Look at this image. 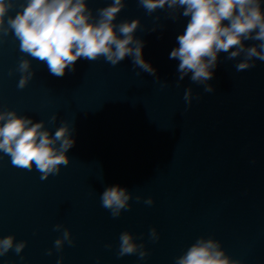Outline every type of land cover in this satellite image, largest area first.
I'll return each instance as SVG.
<instances>
[{"label":"water","instance_id":"95a60500","mask_svg":"<svg viewBox=\"0 0 264 264\" xmlns=\"http://www.w3.org/2000/svg\"><path fill=\"white\" fill-rule=\"evenodd\" d=\"M110 2L88 0L94 13ZM136 17L154 74L131 57L113 65L101 56L78 59L74 70L55 76L29 57L34 74L18 88L17 66L27 54L11 32L0 36V108L42 119L53 131L67 121L76 138L69 162L43 178L0 153V236L26 241L0 264H57L60 257L62 264H175L200 236L219 240L242 264H264V61L253 58L238 71L242 57L220 53L206 92L190 74L178 81V61L169 58L187 18L126 0L116 20ZM111 184L132 193L116 217L100 201ZM56 224L73 240L59 250L54 241L63 228ZM124 230L147 249L143 259L118 255Z\"/></svg>","mask_w":264,"mask_h":264},{"label":"clouds","instance_id":"9594fccd","mask_svg":"<svg viewBox=\"0 0 264 264\" xmlns=\"http://www.w3.org/2000/svg\"><path fill=\"white\" fill-rule=\"evenodd\" d=\"M126 0H111L94 13L88 0H0V36L10 32L19 41L21 73L17 87L23 88L33 76L31 58L43 62L49 73L63 76L65 70L75 69L78 59L95 60L103 57L115 65L126 56L133 65L150 74L155 66L143 55L144 41L135 35L140 18L117 21L119 11ZM148 13L168 9L173 18L177 13L186 17L182 32L176 36V45L169 58L178 61V81L190 74V80L204 85L206 92L213 90L208 83L217 67L218 56L225 53L228 59L242 57L236 63L237 70L254 63L253 58L264 61V0H138ZM16 9L12 14L10 10ZM254 43L246 44V41ZM192 88L187 87L184 99L190 103ZM51 119L56 120V114ZM73 127L62 121L53 129L42 119L21 115L15 109L0 108V153L10 154L14 164L31 169L35 166L42 178L58 173L62 164L69 162L68 150L75 143ZM132 193L120 184H111L100 193L102 207L113 217L130 207ZM140 199L139 196L136 197ZM151 204L153 198L144 201ZM63 228L55 241L57 250L64 242H73L70 229ZM150 238L158 239L155 227ZM26 241H16L14 234L0 236V256L14 249L20 253ZM109 247L111 245H108ZM51 252V249L49 250ZM138 253L143 259L147 249L134 239L132 232L124 230L119 236L118 255ZM23 259V257H21ZM63 257L57 264H62ZM27 264V262H26ZM175 264H242L231 258L221 242L211 236L198 237L175 258Z\"/></svg>","mask_w":264,"mask_h":264}]
</instances>
